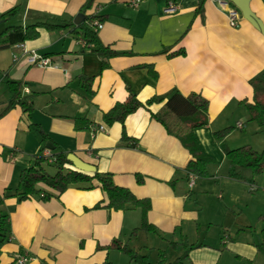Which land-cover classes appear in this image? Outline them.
<instances>
[{
	"label": "crops",
	"instance_id": "1",
	"mask_svg": "<svg viewBox=\"0 0 264 264\" xmlns=\"http://www.w3.org/2000/svg\"><path fill=\"white\" fill-rule=\"evenodd\" d=\"M130 1L92 0L82 12L86 0H0V14L19 6L12 18L2 21L5 25L25 26L53 17L75 25L71 20L82 13L81 21L95 29L103 45L123 53L101 69L100 57L90 53L72 27L41 28L37 38L23 41L26 50L48 57L51 66L27 64L28 54L19 48L0 49L2 76L21 80L19 92L30 97L32 106L29 112L17 105L5 110L10 93L0 79V214L8 229L0 264H15L18 254L29 257L25 264H139L116 248L113 239L147 256L150 264H168L184 253L181 264H220L226 256L234 264H264L256 249L260 238L228 234L219 248L191 235L198 221L196 202L191 203L196 181L190 187L183 169L191 156L150 116L163 102L125 117L126 140L120 123L106 125L102 119L116 102L125 101L127 86L142 102L173 89L183 95L197 92L208 100V122L194 129L204 147L226 111L236 112L241 101H252L249 80L264 70V0H249L261 28L240 12V25L230 27L227 8L219 2L225 0H204L201 5L199 0H139L136 6ZM168 2L176 6L173 12H165ZM94 19L102 23L100 28ZM180 49L182 54L168 56ZM82 76H92L90 92L82 89ZM47 142L54 147L50 152L73 153L99 172L110 173L115 185L148 198L147 220L155 231H144L158 240L156 246L133 243L142 231L140 209L104 207L101 188L68 186L58 193L38 183L39 194L18 199L13 192L21 170L33 164ZM44 191L51 194L46 201L40 197Z\"/></svg>",
	"mask_w": 264,
	"mask_h": 264
},
{
	"label": "trees",
	"instance_id": "2",
	"mask_svg": "<svg viewBox=\"0 0 264 264\" xmlns=\"http://www.w3.org/2000/svg\"><path fill=\"white\" fill-rule=\"evenodd\" d=\"M204 0H199V5ZM92 0H86L81 6V11L85 12L91 6ZM19 10V6H14L11 9L0 14V20H8L12 18ZM92 18V17H91ZM6 21L0 22V49L10 47L17 50V43L25 40L35 39L39 36L41 28L46 30H64L72 27L71 31L76 32L82 36L85 45L90 47V53L100 57L101 69L108 66V60L114 56L123 53L117 52L107 45H103L99 40L96 31L85 21H80L78 25H73L70 21H65L57 17L48 18L43 21H37L25 26L21 25H5ZM183 50L174 51L168 56L182 54ZM151 73L153 70L148 68ZM0 79H4L7 89L10 93V99L5 110H8L15 105L19 106L25 112L32 109L29 96L22 95L20 91L22 86L21 80H14L2 76L0 71ZM91 77H81L80 84L82 89L90 92ZM249 84L253 89L252 101H241L248 114L249 119L257 120L261 126H264V70L260 71L249 80ZM128 96L125 101L116 102L108 111L104 112L102 119L106 125H111L115 122L121 124V138L126 140L127 136L124 129V120L129 114L136 111L138 108H148L152 103H160L161 106L155 112H150V116L162 124L165 130L178 138L183 147L187 149L191 158L183 169L186 174L192 173L196 177L206 174V166L212 161L210 156L205 155L199 147V144L194 135V129L202 127L207 124V108L208 100L200 93L191 92L183 95L178 90L173 89L164 96H152L144 102L139 101L136 94L129 86ZM233 126L222 127V129L212 132L213 139L224 151L225 158L228 162V174L233 178H242L240 171L250 170L251 172L259 173L264 168V152L258 153L249 146H241L234 149H227L224 147V137L233 129ZM42 133L41 131H39ZM45 140L44 135L42 139ZM52 162H48L46 157L42 155H35L34 162L31 166L21 170L19 174L18 186L13 194L18 199L23 200L30 195L39 194L41 188L37 184L42 183L48 188L60 193L63 192L68 186H75L83 189H91L94 187L101 188V191L106 197L104 207L108 209L121 210L127 207H138L141 213V222L139 229L155 231V227L147 220V211L150 208V200L148 198H138L126 187L115 185L110 173L99 172H83L73 167L72 163L67 160L66 155L61 152H51ZM44 164L53 165L56 167L54 174H47L44 171ZM186 175V176H187ZM138 182H142L140 175L136 176ZM51 196L48 192L41 193V199L45 200ZM2 197H0V203ZM102 201L96 203L93 208H98ZM6 217L0 214V245L6 242L8 236V229L5 225ZM264 235V234H262ZM112 244L116 248L127 254L132 260L139 264H150L147 256L139 255L133 249L127 247L125 244L120 245L116 239L112 240ZM256 249L264 255V237L261 238L259 243L256 244ZM187 254L184 253L180 257L168 264H181L182 259Z\"/></svg>",
	"mask_w": 264,
	"mask_h": 264
},
{
	"label": "rangeland",
	"instance_id": "3",
	"mask_svg": "<svg viewBox=\"0 0 264 264\" xmlns=\"http://www.w3.org/2000/svg\"><path fill=\"white\" fill-rule=\"evenodd\" d=\"M218 121L223 123L213 125L214 131L222 127H234L224 137L225 148L234 149L247 145L258 153L264 152V126L257 120L249 119L244 106L236 112L226 111ZM237 121L243 123L242 129L235 126ZM204 138L208 139V136ZM212 139L211 131L204 147L199 145L200 150L210 156L212 161L206 166V174L195 178L196 184L192 188L191 203L196 202L198 221L191 235L198 234L205 242L219 248L227 241L228 234L234 236L237 232L248 240H259L264 237V168L259 173L240 171V179L230 177L224 151ZM43 167L47 174H54L56 171L53 165L44 164ZM156 241L158 240L152 233L142 230L133 243L137 246H156ZM169 246L173 248L174 244L171 242ZM220 264L234 263L226 256Z\"/></svg>",
	"mask_w": 264,
	"mask_h": 264
},
{
	"label": "built area",
	"instance_id": "4",
	"mask_svg": "<svg viewBox=\"0 0 264 264\" xmlns=\"http://www.w3.org/2000/svg\"><path fill=\"white\" fill-rule=\"evenodd\" d=\"M139 2V0H132L129 2V4L131 6H136V4ZM221 2L226 8H227V21H228V25L230 27H238L240 25V13L238 11V9L232 4V2H230L229 0H225V1H219ZM168 6L167 8H165V12H173L176 8V6L174 5V3L172 2H168L167 3ZM95 15V12H94ZM93 24L94 26H96V28H100L102 26V23H100L98 20H93ZM83 44H85V42L83 41ZM16 46L21 50V52L23 54H25L27 52V64L30 65H37L40 67H47V66H51L52 63L50 61V59L48 57H45L33 50H26V47L24 46L23 42H19L16 44ZM18 57L17 54H13V60H16ZM57 67V66H55ZM237 127L241 128L243 125L242 123H237L236 124ZM103 129V126H99L98 130ZM42 156L46 157L48 162H52V156H51V152L50 150L45 147L43 149V152L41 154ZM188 178V185L191 187L194 184L195 181V175L192 173H188L187 175ZM15 260V264H25L27 262V260L29 259V257L26 254H18L16 257H14Z\"/></svg>",
	"mask_w": 264,
	"mask_h": 264
},
{
	"label": "water",
	"instance_id": "5",
	"mask_svg": "<svg viewBox=\"0 0 264 264\" xmlns=\"http://www.w3.org/2000/svg\"><path fill=\"white\" fill-rule=\"evenodd\" d=\"M232 2V4L238 9V11L247 21H249L252 25L255 27L261 28V23L255 18L254 14L252 13L250 6H249V0H229ZM84 15L82 13H78L73 18V23L75 25H78L81 20H83ZM3 19L0 20L2 22ZM44 146H46L49 149H53L54 147L47 142ZM67 160H69L73 167L77 170L83 171V172H94L96 170V167L88 162L83 161L82 159H79L76 155L73 153H68L66 155Z\"/></svg>",
	"mask_w": 264,
	"mask_h": 264
}]
</instances>
